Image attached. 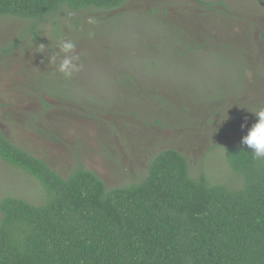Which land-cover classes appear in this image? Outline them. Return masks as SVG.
I'll list each match as a JSON object with an SVG mask.
<instances>
[{"label":"rangeland","instance_id":"1","mask_svg":"<svg viewBox=\"0 0 264 264\" xmlns=\"http://www.w3.org/2000/svg\"><path fill=\"white\" fill-rule=\"evenodd\" d=\"M34 23L0 16V129L12 142L62 176L91 169L109 188L139 182L169 148L194 177L242 185L228 150L247 147L252 111L264 109V3L128 0ZM64 39L79 57L71 78L58 70ZM43 192L0 159V200L39 203Z\"/></svg>","mask_w":264,"mask_h":264},{"label":"trees","instance_id":"2","mask_svg":"<svg viewBox=\"0 0 264 264\" xmlns=\"http://www.w3.org/2000/svg\"><path fill=\"white\" fill-rule=\"evenodd\" d=\"M127 1L0 0V16L35 27L64 6L112 10ZM228 151L240 187L194 177L188 158L169 148L139 182L109 188L82 165L62 176L0 129V159L44 191L39 203L0 200V264H264V159L247 147Z\"/></svg>","mask_w":264,"mask_h":264},{"label":"clouds","instance_id":"3","mask_svg":"<svg viewBox=\"0 0 264 264\" xmlns=\"http://www.w3.org/2000/svg\"><path fill=\"white\" fill-rule=\"evenodd\" d=\"M63 58L60 60L58 70L63 73L65 78H71L74 72L78 71L80 66L77 61L79 57L75 55L76 43L70 39H64L59 44ZM257 121L249 129L241 141L243 145L252 149L254 158L264 159V109L252 111Z\"/></svg>","mask_w":264,"mask_h":264}]
</instances>
